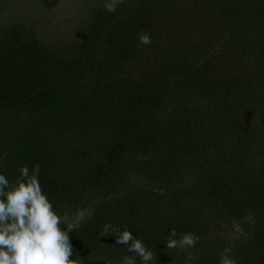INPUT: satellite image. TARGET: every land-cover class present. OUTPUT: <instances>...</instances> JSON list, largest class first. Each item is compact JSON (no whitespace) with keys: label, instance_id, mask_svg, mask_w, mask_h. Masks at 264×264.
<instances>
[{"label":"trees","instance_id":"obj_1","mask_svg":"<svg viewBox=\"0 0 264 264\" xmlns=\"http://www.w3.org/2000/svg\"><path fill=\"white\" fill-rule=\"evenodd\" d=\"M261 145L264 0L103 4L66 49L0 29V174L14 182L39 164L65 227L80 220L69 235L83 264L133 255L107 225L127 226L155 264H185L166 248L172 228L199 236L191 264H219L226 247L237 264H264Z\"/></svg>","mask_w":264,"mask_h":264},{"label":"clouds","instance_id":"obj_2","mask_svg":"<svg viewBox=\"0 0 264 264\" xmlns=\"http://www.w3.org/2000/svg\"><path fill=\"white\" fill-rule=\"evenodd\" d=\"M122 2L107 0L104 9L115 12ZM138 42L151 45V34L139 33ZM39 172V164L31 171L26 165L22 166L14 182L0 174V264H83V258L75 253L69 235L74 225L68 223L65 227L66 217L55 211L52 201L44 193ZM109 232L114 235L117 244L126 246L127 252L133 254L123 255L117 264H137V257L140 264H155L154 251L134 237L127 226L107 225L103 234ZM177 237V231L172 228L166 248L186 252L185 264H191L195 257L187 250L196 246L199 236L187 232ZM219 264H237L231 247L222 250Z\"/></svg>","mask_w":264,"mask_h":264},{"label":"rangeland","instance_id":"obj_3","mask_svg":"<svg viewBox=\"0 0 264 264\" xmlns=\"http://www.w3.org/2000/svg\"><path fill=\"white\" fill-rule=\"evenodd\" d=\"M193 1L196 2V0H171L174 5H188ZM106 2L107 0H0V29L20 24L31 27L34 35L45 45L71 48L86 36L91 11ZM168 14L169 12H162L159 20L167 18ZM154 32L165 34V30L160 27L154 29ZM196 43L199 44L198 41ZM155 44L159 47V42ZM163 47L167 45L161 38L159 49L153 47L150 49L160 51ZM254 152L259 153L256 155L259 156V160L264 154L263 145ZM155 190L159 192L157 186ZM120 195L122 191L111 194L105 199H115ZM87 213L85 211L84 215ZM79 221L78 219L75 224H71L77 226Z\"/></svg>","mask_w":264,"mask_h":264}]
</instances>
